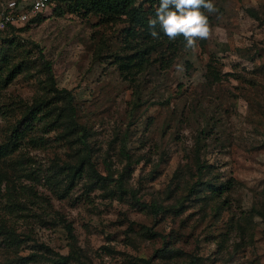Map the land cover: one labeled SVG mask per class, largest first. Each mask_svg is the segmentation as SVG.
<instances>
[{"label":"rangeland","instance_id":"1","mask_svg":"<svg viewBox=\"0 0 264 264\" xmlns=\"http://www.w3.org/2000/svg\"><path fill=\"white\" fill-rule=\"evenodd\" d=\"M8 1L0 0V5ZM213 3L217 12L206 13L208 38L198 39V47L181 53L170 68L151 62L134 81L123 79L108 56L123 53L124 24L71 13L69 3L53 4L40 22H29L24 30L19 25L0 38L1 61L2 54L10 55L13 63L25 60L33 66L38 45L52 63L56 87L72 92L77 120L91 131L88 142L96 149L94 161L102 175L106 154L114 169L125 164L116 152L125 135L126 147L138 159L128 185L137 189L142 201L148 203L156 194L164 197L176 169L191 163L198 136L202 160L212 165L218 181L231 182L220 197L226 205L219 215L210 209L214 198L209 206L194 200L180 215L168 212L154 217L128 197H107L99 189L84 193L83 181L59 197L52 193L56 188L63 191L55 182L53 162L61 164L70 150L57 139L58 131L42 133L38 121L33 125L36 132L28 134L18 155L39 173L40 182L21 178L18 183L33 186L38 196L46 197L51 209L42 208L51 210V216H46V226L32 212L24 218L20 213L10 217L18 232L31 237L19 255L35 251L34 243L67 255L70 240L63 219L71 224L78 245L91 249L92 264H139V259H151V264H264V219L256 212L264 210V0ZM57 6L62 15L56 13ZM248 10L260 19L252 18ZM11 37L13 45L4 39ZM210 60L221 73L220 82L206 77ZM2 70L6 76L10 69ZM39 79L44 75H15L2 90L0 102L31 105L34 97L45 94ZM7 123L0 117V141ZM40 135L42 142L30 141ZM50 174L49 185L43 178ZM195 180L189 178L188 183ZM163 204L169 205L170 200L164 199ZM41 210L34 207L36 212ZM145 229L156 235L144 236ZM167 248L182 254L155 256L156 250ZM11 256L0 249V264H10ZM190 258L196 261L191 263Z\"/></svg>","mask_w":264,"mask_h":264},{"label":"trees","instance_id":"2","mask_svg":"<svg viewBox=\"0 0 264 264\" xmlns=\"http://www.w3.org/2000/svg\"><path fill=\"white\" fill-rule=\"evenodd\" d=\"M16 1L20 2L21 0ZM57 3L59 5L69 3L68 11L71 13H81L85 17L96 16L100 18V21L111 24H124L121 42L124 51L123 53H108V56L113 58V63L116 64L120 75L125 80L134 81L153 61L159 62L161 68H170L176 57L191 50L185 49L186 41L183 36L170 40L163 34L159 25L155 29L159 33V38L151 37L148 20L155 17V9L158 7L159 0H57ZM55 10L58 15H62L64 12L58 6ZM248 14L255 20L260 19L257 12L253 10H248ZM40 16L32 19L30 23L40 22L43 19ZM28 25L30 24L27 23L23 25L24 28L19 27V29L24 30ZM16 29L18 27L14 25L4 26L0 31V38L6 36L7 33L12 34ZM4 39L9 44H14L12 37ZM35 46L38 48V59L34 61L33 66L29 62L24 63L25 60L13 63V58L10 55L2 54V61L0 60L3 68L8 66L10 69L5 76L3 68H0V96L9 81L22 72L31 77L34 74L44 75L43 81L39 79V83L42 84L41 88L45 93L34 97L31 105H25L21 101L16 103L14 100L9 103L0 102V117H4L8 121L1 131L3 138L0 141V249L12 254L11 257H8L10 259L7 258L10 264H28L31 261L38 264H92L89 257L91 249L88 246L81 248L78 245L71 224L63 219H61V223L70 240V250L67 255L55 253L42 243H34L35 251L28 255L18 254L22 246L31 240V237L18 232L13 223H10V217L20 213V216L24 218L25 214L28 216L32 212L33 216H36V219L46 226L49 224L46 216H51V210L42 208L45 205L47 209L48 207L51 209L50 201L44 196H38L33 191V186L19 185L18 183L21 178L40 182L39 173L33 172L30 166L27 167L25 162H22L24 158L22 159L18 155L21 153L19 151L28 134L36 132L33 125L38 121L43 125L42 133L58 131L60 136L57 139L63 141V144L70 150L66 154L68 159H65L61 164L53 162L55 182L60 184L63 191L56 188L52 190V193L54 192L59 197L68 194L70 186L78 181H83L84 193L99 189L107 197L116 196L120 199L128 197L138 207L147 210L154 217L168 212L180 215L190 206V202L195 200L206 206L214 198V205L210 209L219 215V212L224 209L223 206L226 205V199L221 200L220 197L231 182L218 181L217 176L212 173V165L202 160L199 136L192 149L191 163H186L183 167L176 169L171 182L163 191V198L160 197V194H156L148 203L144 202L140 197H137V189L128 185L132 172L131 167L137 163L138 159L126 147L125 135L119 139L116 147L119 161L121 160L125 164L119 170L114 169L106 154L103 160L106 174L102 175L94 161L96 149L94 146L91 147L88 142L91 131L77 120V108L72 92L56 87L52 63L45 58L38 45ZM186 65L189 66V63ZM206 67V77L209 81L220 82L221 73L211 60L206 64ZM32 70L35 72L32 73ZM14 114L18 116L15 117ZM9 117H12L13 120L9 121ZM42 138L40 135L34 139L31 138L30 141L42 142ZM109 149H111L110 146ZM50 176L52 174L43 178L49 185ZM189 178H196V180L189 184ZM162 199L170 200V204L164 205ZM35 206L40 207L41 212L34 211ZM256 212L264 219V210ZM143 235L151 238L156 233L145 229ZM102 249L109 253L112 252V249L106 246H103ZM173 254L180 256L182 253L179 250L168 248L155 251V256H158L159 259L169 258ZM195 261L194 258H190L191 263ZM151 262V259H139V264H151Z\"/></svg>","mask_w":264,"mask_h":264},{"label":"clouds","instance_id":"3","mask_svg":"<svg viewBox=\"0 0 264 264\" xmlns=\"http://www.w3.org/2000/svg\"><path fill=\"white\" fill-rule=\"evenodd\" d=\"M42 5L38 2L37 7ZM203 10V11H202ZM217 12L213 0H159L155 9V17L148 20L150 35L153 39L159 38L155 30L159 25L163 34L170 40L183 36L186 41L185 49L198 47V39H206L210 35L208 16ZM3 25H0L2 28ZM182 71V65H176Z\"/></svg>","mask_w":264,"mask_h":264},{"label":"built area","instance_id":"4","mask_svg":"<svg viewBox=\"0 0 264 264\" xmlns=\"http://www.w3.org/2000/svg\"><path fill=\"white\" fill-rule=\"evenodd\" d=\"M56 1L57 0H29L28 2H18L16 0H10L6 5H0V25H3L0 31L6 25L19 26L29 23L37 16L43 15L56 3ZM38 2L42 5L39 8L37 7Z\"/></svg>","mask_w":264,"mask_h":264}]
</instances>
